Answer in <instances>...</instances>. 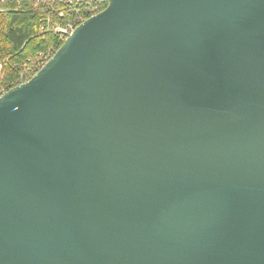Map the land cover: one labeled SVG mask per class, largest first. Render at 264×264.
Listing matches in <instances>:
<instances>
[{
    "label": "water",
    "instance_id": "obj_1",
    "mask_svg": "<svg viewBox=\"0 0 264 264\" xmlns=\"http://www.w3.org/2000/svg\"><path fill=\"white\" fill-rule=\"evenodd\" d=\"M0 98V264H264V0H108Z\"/></svg>",
    "mask_w": 264,
    "mask_h": 264
},
{
    "label": "built area",
    "instance_id": "obj_2",
    "mask_svg": "<svg viewBox=\"0 0 264 264\" xmlns=\"http://www.w3.org/2000/svg\"><path fill=\"white\" fill-rule=\"evenodd\" d=\"M25 0H0V11L6 8L2 4L16 2V8L22 9ZM35 10H41L46 21L41 26L42 33H50L63 42L74 30L88 18L103 11L108 0H28ZM58 48L49 47L35 56L21 60L4 56L0 60V98L11 88L30 80L55 55ZM10 66L14 75H8L6 67Z\"/></svg>",
    "mask_w": 264,
    "mask_h": 264
},
{
    "label": "trees",
    "instance_id": "obj_3",
    "mask_svg": "<svg viewBox=\"0 0 264 264\" xmlns=\"http://www.w3.org/2000/svg\"><path fill=\"white\" fill-rule=\"evenodd\" d=\"M0 11V60L4 56L21 60L35 56L49 47L60 48L63 41L50 33H42L41 26L46 21V14L35 10L31 2L24 1L22 9L16 8V2L2 4ZM8 75L15 73L6 67Z\"/></svg>",
    "mask_w": 264,
    "mask_h": 264
}]
</instances>
